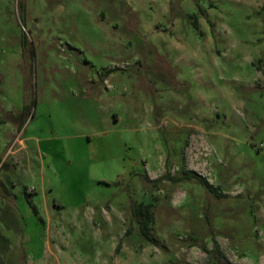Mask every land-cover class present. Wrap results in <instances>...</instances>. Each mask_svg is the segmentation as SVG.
I'll list each match as a JSON object with an SVG mask.
<instances>
[{
  "label": "rangeland",
  "instance_id": "374dc122",
  "mask_svg": "<svg viewBox=\"0 0 264 264\" xmlns=\"http://www.w3.org/2000/svg\"><path fill=\"white\" fill-rule=\"evenodd\" d=\"M227 259L264 264V0H0V264Z\"/></svg>",
  "mask_w": 264,
  "mask_h": 264
},
{
  "label": "trees",
  "instance_id": "16d2710c",
  "mask_svg": "<svg viewBox=\"0 0 264 264\" xmlns=\"http://www.w3.org/2000/svg\"><path fill=\"white\" fill-rule=\"evenodd\" d=\"M164 176H168L172 180H181L184 178H195L198 181H200L209 191H212L217 194L220 193L219 187L217 185H214L212 182H210L206 178L205 175H203L202 173L198 172L197 170L193 168H185L180 175H169L165 173ZM132 213H133V216L137 218L140 232L144 234L146 237H148L149 239H153V236L150 235L151 224L154 221L152 203L149 202V203L144 204L140 202L138 205L133 206ZM214 246L218 250L219 259H223L225 254L223 253L221 249H218L217 241H214ZM227 262L229 264H236L234 262L229 261L228 259H227Z\"/></svg>",
  "mask_w": 264,
  "mask_h": 264
}]
</instances>
